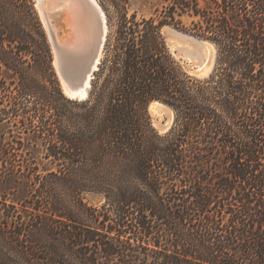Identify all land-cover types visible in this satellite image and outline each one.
<instances>
[{"label": "trees", "instance_id": "16d2710c", "mask_svg": "<svg viewBox=\"0 0 264 264\" xmlns=\"http://www.w3.org/2000/svg\"><path fill=\"white\" fill-rule=\"evenodd\" d=\"M128 2L100 1L79 100L33 1L0 0V264H264V0H164L149 17ZM166 24L214 44L208 77L171 54ZM153 100L173 110L165 133Z\"/></svg>", "mask_w": 264, "mask_h": 264}, {"label": "water", "instance_id": "95a60500", "mask_svg": "<svg viewBox=\"0 0 264 264\" xmlns=\"http://www.w3.org/2000/svg\"><path fill=\"white\" fill-rule=\"evenodd\" d=\"M34 1L36 2V0ZM60 11H63L61 16L63 25L69 28V35L66 37H59L56 32L57 23L54 18ZM38 12L47 32L53 54L52 63L63 93L73 99L85 98L90 86V79L98 68L108 30L106 16L101 5L95 0H40V11L38 9ZM165 26L170 25H164L161 32L170 49ZM170 27L177 30L172 26ZM180 32L193 39L210 42L188 32ZM170 51L182 63L188 74L200 79L211 74L216 52L211 62L199 66L176 56L175 50L170 49ZM153 101L170 107L161 100ZM152 120L159 133L167 132L173 123V120L168 122L165 115L152 117Z\"/></svg>", "mask_w": 264, "mask_h": 264}, {"label": "bare ground", "instance_id": "6f19581e", "mask_svg": "<svg viewBox=\"0 0 264 264\" xmlns=\"http://www.w3.org/2000/svg\"><path fill=\"white\" fill-rule=\"evenodd\" d=\"M35 4L40 11V0H36ZM164 28L168 35L170 49L176 51L175 55L182 57L187 62L194 63L199 66H204L211 62L213 56L215 55V46L213 43L193 39L169 26H165ZM68 35L69 32L64 36L66 37ZM150 109L153 112V117L165 115L168 122H171L173 119L172 109L158 101H152L150 103Z\"/></svg>", "mask_w": 264, "mask_h": 264}, {"label": "rangeland", "instance_id": "374dc122", "mask_svg": "<svg viewBox=\"0 0 264 264\" xmlns=\"http://www.w3.org/2000/svg\"><path fill=\"white\" fill-rule=\"evenodd\" d=\"M33 1V4H34V8L36 9V12L38 14V17L41 21V18H40V15H39V12H38V9H37V6L35 4V1ZM100 4V1L101 0H97ZM164 4V0H129L128 2V5H129V10L130 12L132 11H135L139 16H143V17H149V16H155L157 13L160 12V9L162 8V5ZM63 14V11H60L59 13H57L55 15V21L57 23V26H56V32H57V35L59 37H65L64 35L66 33L69 32V28L68 27H65L61 21V16ZM177 18H179L181 20V22L185 25V26H188L189 23H190V18L187 16V15H181V16H177ZM41 24L43 26V23L41 21ZM168 25V24H167ZM164 26V25H163ZM162 26V27H163ZM172 26V25H170ZM169 26V27H170ZM167 27V26H166ZM174 28H176L177 30H180V31H183V32H187L185 30H183L182 28H177L175 26H172ZM44 28V26H43ZM162 29V28H161ZM45 30V28H44ZM45 33H46V36H47V32L45 30ZM48 39V37H47ZM49 42V41H48ZM168 47V46H167ZM170 50V49H169ZM52 52V50H51ZM171 52V51H170ZM215 52H216V49H215ZM102 54V53H101ZM172 54V53H171ZM215 54V53H214ZM53 55V54H52ZM173 55V54H172ZM174 56V55H173ZM177 56V55H176ZM175 57V56H174ZM176 58V57H175ZM177 60V58H176ZM179 63L181 64L182 66V63L179 61ZM183 67V66H182ZM184 69V68H183ZM60 81V80H59ZM68 97V96H67ZM70 98V97H69ZM70 99H73V98H70ZM77 99V98H76ZM173 111V110H172ZM148 113H149V116H150V119H151V122L153 121L152 120V117H153V112L152 110L150 109V104L148 105ZM174 117V115H173ZM173 120V119H172ZM153 127L155 128L154 124L152 123ZM156 129V128H155ZM86 197L93 203L95 204H100L102 202V199L98 196H93V195H89L87 194Z\"/></svg>", "mask_w": 264, "mask_h": 264}]
</instances>
